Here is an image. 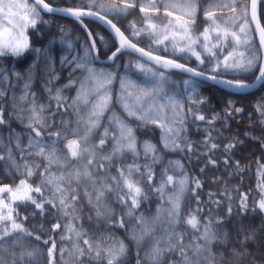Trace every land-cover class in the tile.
<instances>
[{
    "label": "snow or ice",
    "instance_id": "1",
    "mask_svg": "<svg viewBox=\"0 0 264 264\" xmlns=\"http://www.w3.org/2000/svg\"><path fill=\"white\" fill-rule=\"evenodd\" d=\"M67 2V0H65ZM240 0H230L229 7L232 16L229 17L230 22L238 31H230L222 29L217 23V16L211 9H205V18L211 22L212 26L205 27L204 31L196 36H193V27L196 17L197 6L195 0H184L183 5L176 3L164 5L166 15L171 17L172 12L167 11L169 7L181 8L185 16L190 20H183L181 17L175 18V23L169 22V25L164 26V31L168 32L169 26L176 27L179 31H171L168 35H163L161 38H154L152 43L155 45V50H160L163 46L165 52L168 51L166 41L172 42V55L183 58V55L190 53L203 64L201 52L196 51L199 46L201 51L215 56L213 48H220V43L231 42L235 47L241 45L247 47L250 43V33L256 32L259 35V44L264 48V24L257 14L258 0H250V4H245L237 13L235 4ZM136 6L135 0H77L74 7H56L46 0H0V57L11 55L12 57H20L27 50L31 49L27 30L36 28L38 22L47 23L42 20L41 12L55 14L64 13L68 17L74 18L82 26L87 35V40L84 42V54L74 56L71 60L67 57L61 58L62 64L74 65L73 73L79 70L82 77L73 80L64 88L76 87V96L68 103V98L62 95L63 89H55L54 94L52 89L49 91V100L56 101L57 112L67 111L71 108L76 116V128H64L61 131L47 133V142H45V133L51 127L48 123L50 116H45V112H50V106L37 102L35 93L30 91L32 73L26 75L23 94L20 95L19 101L22 104H27V109H17L16 98L12 97L13 110L15 118L29 130L27 136V144H23L24 133H16L10 130L8 135L7 154H0V160H7L11 167L20 171V174L25 177L21 179L15 187L10 185L0 186V197L4 194L8 195V200L0 198V253H7L8 249L4 247L9 239L15 236V239L10 241V246L15 248H26L30 250L21 251L17 254L11 252L10 264H22L27 259L29 264L39 255H43L38 247H32L29 238L33 233L24 227V224L18 222V213L14 215L15 209L12 204L16 202H30L36 209L43 213L46 206L50 205L62 213L63 216L69 217L73 221H78L80 217V208L77 205L81 198H86L88 205L94 211L97 221H112L115 216V210L109 207L104 201L112 194L116 193V203L128 209L124 215L108 224V227L125 228V219L136 221V226L132 229L131 239L135 242L137 248L144 246L146 241H149V246L141 258L137 255V264H141V259L146 261V264H165V258L175 254L176 260L169 261L168 264H216V254L212 251L214 243L221 241L222 237L216 231H213L210 224L203 228L199 236L193 237L192 240L185 243L184 235L175 232V227L180 221V212L182 201L185 197L186 190L189 185L187 175L175 177L168 175L169 169L176 171V168H183L179 161H169V166L161 173V182L158 186H153L154 170L153 165L161 162L162 157L160 149L150 141H144L138 145V140L135 135L134 128L128 121L121 116L113 113L108 118V126L104 128L103 133L98 143L88 145V141L93 134L102 126L101 118L106 111L110 110L112 103L111 85L116 78V74L105 69H97L93 66L95 53L98 52L96 47L97 40L104 42L105 37L97 34L93 36V32L84 24L86 17H95L102 21L112 33V38L118 43L115 51L112 52L109 60H114L119 53L125 50H130L139 53L141 58H146L150 62V67H145L144 64L137 63L135 67L144 74L143 83H138L127 78L120 80V94L117 97L122 105L127 117L135 119L141 125H155L161 130V142L163 147L168 150L175 151L177 149L188 151L192 150L191 144H182L184 139V102L178 97L175 91L169 90V80L166 75L168 69H179L182 72L190 74V79L183 81L184 90L189 92L188 99L193 104H201L204 102V97L199 100H194L193 97L197 94L196 77L204 76L203 72L197 71L196 68L188 67L187 64L178 63L176 59H168L164 56L153 55L152 51H145L136 43L132 42L129 36H126L124 31L113 23V19L108 16L118 18L126 15L128 11ZM156 9V0H150L148 6L141 5L140 11L144 13V27L137 29L135 22L129 25L132 29L131 37L137 38L142 33H147L151 37L159 35L157 25L150 18V10ZM63 31V29H62ZM210 33H215L217 43L209 46L211 36ZM230 38V41H229ZM183 42V47L179 43ZM68 47L72 45L69 43ZM36 53V59L33 61V68L39 67L41 60L47 61L46 67L51 64V57L48 55L47 49L35 48L32 49ZM259 57L256 55L248 56L245 52H229L224 57L223 61L217 63L211 69L216 73L221 65L225 70L233 71H250L254 67H258L259 75L256 76V81L264 82V63L258 64ZM163 69L158 70L157 69ZM127 67V66H126ZM17 79L20 78L19 73H14ZM71 75V74H70ZM58 78V77H54ZM208 79H217L216 75L206 77ZM9 81L7 72H0V125H6L8 121L4 119L5 108L2 106V100L5 96V90L2 85ZM222 83L229 85L232 88L247 89L252 87L251 84L241 79L223 80ZM48 83H51L49 80ZM231 105V101L229 102ZM86 110V111H85ZM237 113L242 110L234 109ZM257 110L261 116H264V105H258ZM192 111L191 107L188 109ZM55 115V113H52ZM195 119L204 121V115H196ZM27 121V123H24ZM65 123V122H62ZM83 130L84 135L80 136V131ZM67 135L77 136V139L69 140L66 149L69 155H64L56 148V143L60 139L66 138ZM210 138V136H209ZM208 138H206L207 140ZM112 141V148L108 152H104L106 143ZM14 148L20 155V161L17 162L13 153ZM2 143V140H0ZM216 144L211 145V149H215ZM234 145L226 146V149H231ZM36 149V151H33ZM130 153L133 158V163H126L116 170V175H110V170L113 166V161L116 158H122L125 154ZM143 158L147 163H139ZM36 156L46 161L43 165L35 162L29 163L27 157ZM149 157H151L149 159ZM65 163H61V160ZM86 163L72 167L69 161L85 160ZM210 163L215 164L214 160ZM228 163L227 160L224 161ZM53 165L57 171H53ZM43 166V171L40 172L41 180L39 184L33 187L28 183V180L35 174L34 170H38ZM239 168V162L236 164ZM65 169H71L65 171ZM104 175H100V172ZM260 182L257 187L261 192V199L257 202V207L264 211V164L258 169ZM87 183L88 186L81 192V185ZM75 185V186H74ZM143 185H147L148 191L155 192L162 201L157 206L156 213L152 217H146L143 214L134 216V213L139 209L141 203L148 199L147 192ZM196 188L201 187L200 181H195ZM171 186L172 191L169 193L168 188ZM50 191L51 195L47 198L44 196V191ZM194 191V190H193ZM38 194L40 199L37 200L33 194ZM213 195L212 193L209 194ZM218 203V202H217ZM167 205V206H165ZM241 207L247 208V195L241 196ZM231 211V209H229ZM24 220L27 217L23 218ZM92 217H89L91 220ZM192 229L199 228V221L195 215H189L185 221ZM66 230L72 234L69 239L74 238L79 241L83 237H88L89 233L79 228L75 224L66 225ZM61 228L59 223L53 225L52 231ZM161 231L163 234L157 236L156 232ZM127 231V229H126ZM66 237H61L64 240ZM250 237H246L249 239ZM37 242L44 245L51 244L47 249V264H55L54 253L56 251V241L49 240L41 241L39 235L35 236ZM29 241L27 245L22 242ZM81 247L79 243L73 245L70 250L72 253H79L76 258L87 255L90 259L95 260L98 264H124V257L128 251L124 241L113 235H102L101 238L91 241L89 238L83 239ZM66 249L61 248L60 253L63 254ZM234 256H241L245 253H240L233 250ZM222 258V254H221ZM0 264H9L7 260H0Z\"/></svg>",
    "mask_w": 264,
    "mask_h": 264
},
{
    "label": "trees",
    "instance_id": "2",
    "mask_svg": "<svg viewBox=\"0 0 264 264\" xmlns=\"http://www.w3.org/2000/svg\"><path fill=\"white\" fill-rule=\"evenodd\" d=\"M49 3L66 7L70 6L74 7L77 3V0H47ZM158 1V2H157ZM156 1V9L150 10V16L152 17H163L165 20L175 19L177 17H183L185 20H190L189 17L182 14L181 11L177 12L173 10V8L169 7L167 11L172 12V16L169 17L166 15V9L164 7L165 3H175L174 1L179 0H157ZM205 1V0H204ZM203 0H196V17L194 25H192L194 32L193 36L198 35L199 33L204 31L205 26H209L211 23L205 18V9L204 7L208 6V1L204 2ZM117 3H120V0H116ZM150 0H135L136 6L128 11L126 15L120 16L118 18H113L112 15L108 17L113 19V21L124 31V33L129 36L134 42L139 44L140 46L161 55L169 56L175 58L181 62L187 63L191 66H194L204 72L215 74L218 76H225L230 79H241L245 82L253 81L258 75V67L252 68L247 72H238L236 74H231L229 72H225L223 68L217 70L216 73L212 72L211 69L216 64L215 60L213 61L212 55H209L206 52H203L204 63L201 64L195 56L191 55L186 58L183 55V58H179L178 56H173L172 50H168L165 52L163 50V46H161L160 50H155V45H153L152 41L154 38H161L164 34V30L161 27L157 26L159 30V35L156 37H151L147 33H142L137 38L131 37L132 29L129 27L130 24L135 22L137 29L144 27V18L143 13L140 11L141 5L148 6ZM230 4V0H214V8L209 9L213 10L217 16V23H219V19H223L224 17H229V14H232L229 7H225V5ZM170 5V4H169ZM242 5V2L235 4V8H239ZM259 14L264 24V0H261L259 5ZM43 21L47 23L38 22L36 28L31 30V49L25 52L22 56L17 57L16 59L8 58V56L0 57V72H7L9 76V81L2 85L5 90V96L2 100V106L5 108L4 119L8 121L5 125H0V154H7L8 145V135L10 130H14L16 133H24L23 144H27L28 132L29 130L25 128L19 120L15 118V113L12 107L13 100L12 97L16 98L17 109L23 108L27 109V104H22L19 101L20 95L23 94L24 91V83L26 75L31 72V87L30 91L36 94L37 102L44 105H49L51 111L45 112V116H50L51 118L48 120V123L52 125L47 129L45 133V142H47V133H54L57 131H61L64 128L70 127L72 129L76 128V120L77 116L75 112L69 108L67 111L61 110L57 112L56 101L49 100V91L48 89H63L62 95L68 98V103H71V99L76 96V87L64 88L65 85L69 83L70 79H77L78 77H82V73L77 70L73 73L74 65L69 66L68 64H62L61 58L67 57L68 60H71L74 56L83 55L84 54V42L87 40V35L82 26L77 22L74 18L60 16V15H47L43 14ZM170 22V21H169ZM84 23L87 25L88 29L93 32V36L95 37L97 34L105 37L103 43L97 40V47L99 53L102 57L111 56L112 52L115 51L116 47H118V43L112 38V33L110 30L101 22L85 18ZM157 25V24H156ZM71 26V28H70ZM176 28V27H174ZM63 29V31H62ZM178 29V28H176ZM70 30V31H69ZM78 36V37H77ZM214 41L216 40V35L214 33ZM79 38V39H78ZM230 41V38H229ZM83 42V45L80 44ZM71 44L72 47L69 48L68 44ZM166 46L171 45L170 41H166ZM227 43L226 47L231 50L232 46L235 47L234 43ZM231 44V47H230ZM253 48L245 50L246 55H253V49L258 50V41L254 34V42L252 43ZM35 48H43L47 49L48 55L51 57V64L46 67L47 61L41 60L39 62V67L33 68V61L36 59V53L32 50ZM196 48L201 51V48L197 46ZM219 55V51H218ZM215 58V56H214ZM134 60L136 62L140 61L138 57L130 54V53H121L117 56L114 62H109L107 64L98 65L99 67H104L107 71L116 72L121 77L122 72L124 71L125 65L127 62ZM158 69V68H157ZM163 70V69H158ZM167 76L175 80V78L182 79L187 78L188 76L175 71L173 69L165 70ZM14 73H19L20 78L14 75ZM132 73L133 70H132ZM71 74V75H70ZM58 77V78H54ZM51 83H48V81ZM173 82V80H171ZM197 83V88L200 90L199 94L207 98V102L209 103V109H200L202 115L206 118H214V144L217 147L212 152L214 158L210 157L208 159H204L200 163L199 167V181L201 187L196 188L197 194L186 193L188 194L184 199V204L188 202L190 196L192 194L194 200H200L199 197L203 198L207 196L211 198V205H213L214 209L219 212V214L223 217H226L225 224L214 225V229H218L217 227H221V229L225 232H221L219 229L216 231L221 236H228L230 241L235 242L237 252H246L247 260L249 264H264V211H261L256 207L257 199L261 196V192L257 187L260 182V178H255L254 176L249 178H240L234 177L232 175H238L239 173H243L247 171V163L250 164L252 160L254 164H264V116H261L260 111L257 110L258 105H264V84L262 87L255 92H249L245 94H240L223 88L219 85L209 83L202 80L195 79ZM171 87L170 91H175L178 94L179 98H182L183 92L182 86L180 84L177 86L176 84L169 83ZM182 85V84H181ZM118 93L115 91L112 96V106L109 111L104 113V116L101 118V127L93 134L91 139L88 141V145H92L98 143L101 133H103L104 128L108 126V118L113 114H117L122 118L126 119L128 123L134 128L135 135L137 137L138 143L142 144L144 141H152L156 144L158 139L157 135H159V129L154 125L143 126L139 121L127 117V114L124 112L122 105L119 103L117 97ZM197 99V98H196ZM231 101V105L229 102ZM239 108L242 111L237 113L234 109ZM86 111V110H85ZM55 113V115H52ZM208 119L202 121V125H206ZM65 122V123H62ZM24 123H27L25 121ZM7 128V130H6ZM218 132H224L225 136L223 138H216ZM235 133V134H232ZM80 136L84 135L83 130L79 133ZM199 137V136H197ZM77 136L67 135L66 138L60 139L58 143H56V148L58 151H61L64 155H69L68 150L66 149V144L69 140L77 139ZM213 140V138H211ZM203 141L206 143L207 140ZM112 141H108L106 143V147L104 152H108L112 148ZM203 142H201L202 144ZM199 140L194 142L195 148V156L198 158L197 161L200 160L201 156H205L207 158L206 148L200 149L198 147ZM234 145L231 149H226L227 145ZM205 146V145H203ZM163 150V149H162ZM36 151V149H33ZM161 152V151H160ZM161 162L153 165V170L155 173L156 167L160 165H165V159L170 157V154L165 152ZM13 153L17 162L20 161V153L15 150L14 142H13ZM175 155H181V151H177L174 153ZM151 157H149L150 159ZM29 163L35 162L36 164L43 165L46 161H43L41 158L36 156L27 157ZM214 160L216 163L212 164L210 161ZM227 160L228 163L225 164L224 161ZM139 163H147V160L143 158V153H141V159L137 161ZM239 162V168H237L236 164ZM61 163H65L62 159ZM72 167H78L84 163L85 160H71L69 161ZM126 163H133V158L130 153L125 154L122 158H116L113 161V166L110 170V175H116V170L118 167ZM196 161H192L187 163L188 168L191 170L195 166ZM43 166L34 170L35 174L32 178L28 180V183L32 182V185L37 186L41 180L40 172H42ZM53 171H57L55 165H53ZM71 169H65L68 171ZM20 171H23L21 169ZM20 171L11 167L10 162L7 160H0V184L2 183H10L15 186L18 182V179H25L24 176L20 174ZM258 169L256 168V173ZM162 173V170H159V174ZM250 174V173H249ZM100 175H104V172H100ZM158 174L155 173V176ZM214 179V180H213ZM31 184V183H30ZM33 186V187H34ZM75 186V185H74ZM154 186V185H153ZM85 187H91L85 183L81 185V192ZM148 195V199L143 201L139 207V209L135 212L137 214L142 213H154L156 212L157 206L162 203L160 199L155 196V192L148 191L147 185H143ZM212 193L213 195H209ZM247 195V201H249V206L246 210L242 209H233L229 212V207L240 208L241 206V196ZM37 200L40 199L38 194H33ZM51 195L50 191H44L45 198ZM197 198V199H196ZM116 193H112L104 203L109 207L115 210V216L112 217V221H115L123 216V213L128 211L127 208L122 207L119 203H116ZM218 202V203H217ZM183 201L181 209L184 207ZM15 210L24 214L27 217L26 220H23L22 223L24 227L29 231H34L33 236L29 238L30 244L32 247H38L43 255H39L32 264H47V249L51 247V244L44 245L41 242H37L35 240V236L38 235V231L44 232L45 237L54 239L56 241V251L54 253L55 262L58 261L61 264H98L97 261L90 259L87 255L80 257L79 253H72L70 250L73 245L79 243L81 247H85L83 245V239L89 238L91 241L101 238L102 235H113L115 237H121L124 243L127 245L128 251L127 255L124 258V264H137V255L141 258V252H137L135 248V242L131 239L130 229L126 227L120 228L116 227H108V224L112 221H97L95 217L94 211L90 208L87 203L86 198H81L80 203L77 205L80 208V219L78 221H73L69 217H65L60 213L57 208H54L50 205L46 206L41 213L40 210L36 209L34 205L30 202L20 203L17 202L14 205ZM253 207V208H251ZM188 210L191 211V206L188 207ZM149 217V215H144ZM89 217H92L89 220ZM181 217L180 219H182ZM223 222V221H222ZM59 223L61 228L52 231L53 225ZM75 224L77 228L81 225L83 229H85L88 233V237H83L79 241H76L74 238L69 239L72 234L66 230V225ZM180 230L185 228V225L179 221V223L175 227ZM127 229V231H126ZM215 231V230H214ZM55 236V237H53ZM66 237L64 240H61V237ZM186 240H190V237L187 234H184ZM246 237H250L246 239ZM13 236L9 239V242L4 245L8 249L7 253H0V260L11 261L10 253L15 251L19 254L21 251H26L30 249L26 248H15L13 249L10 246V241L15 239ZM44 239H41L43 241ZM225 240L222 239L213 244L212 251L216 254V264H234L235 260H237L240 264H244L243 258L241 256H234L233 248H231L230 242H223ZM29 241L22 242L27 245ZM150 243V242H149ZM148 242H145L143 247L149 246ZM66 249L63 254V258L61 257L60 249ZM222 254V258H221ZM177 256L174 254L169 255L165 258V264H168L169 261L176 260ZM22 264H29V261L25 259ZM141 264H146V261L141 259Z\"/></svg>",
    "mask_w": 264,
    "mask_h": 264
},
{
    "label": "rangeland",
    "instance_id": "3",
    "mask_svg": "<svg viewBox=\"0 0 264 264\" xmlns=\"http://www.w3.org/2000/svg\"><path fill=\"white\" fill-rule=\"evenodd\" d=\"M29 2H31V0H29ZM174 2L176 4L183 5L184 0H179L178 2L177 1H174ZM240 2H242V5L239 8H236L237 13L240 12V10L243 8V6L245 4H250V0H240ZM195 3H196V0H195ZM169 4H173V3H170V2L169 3H165V5H169ZM210 4L213 6L212 8H214V5H213L214 4V0H209L208 4H207L208 6H206L204 8L208 9ZM66 7H71V5L70 6H66ZM173 10H175L177 12L181 11V13L184 14V11L181 8H175ZM41 16L43 18V13L42 12H41ZM231 16H232V14H229V17H231ZM229 17H224L223 19H219V24H220L221 28L222 29H228L230 31H238V29L236 27H234L230 22L226 23V21L229 20ZM143 18H144V13H143ZM150 18H151L153 23H155V24H157V26L161 27L160 31L162 29H164L165 25H169V21H172L173 23H175V19H173V20L172 19L165 20L163 17L161 18V17H152V16H150ZM181 18L183 20H185L182 16H181ZM143 22H144V20H143ZM209 24H210L209 26H212L211 23H209ZM209 26H207V27H209ZM70 28H71V26H70ZM32 29L33 28H29L27 30V33H26L27 36L29 37L30 44H31V39H32V36H31L30 32H31ZM157 30H159V29H157ZM171 31H179V29H176V28H174V27H172L170 25L168 32L164 31L163 34L164 35H168V34H170ZM193 32H194V30H193ZM210 36H211V40H210L209 46H211L212 44H216L217 43V37H216V40L214 41V37H213L214 33H210ZM250 40H251V43L247 47L241 45L237 50H235L236 48H234V46H232V48L230 50L229 48L226 47L227 43L222 41L220 43V48L219 49H217V48H213L212 49V51L215 53V58H214V56H212V58H213L212 60L213 61L215 60V62L217 63V61H223L224 57L227 56L229 54V52H245V50H247V49L248 50L252 49L253 48L252 43L254 42V32L250 33ZM80 44L83 45V42H80ZM179 46L183 47L184 46L183 42H180ZM230 47H231V44H230ZM167 48H168L169 51L172 50V42H171V45L167 44ZM258 50L260 51L261 54H259L257 49H253V55H256V56L259 57V60H258V64H259V63H263V54H262V49H261L259 43H258ZM196 51L201 52V59L204 60L203 52L199 51L198 48H196ZM218 51H219V55H218ZM184 56H186V58H187L188 56H190V53H186V54H184ZM8 58L16 59L17 57H12L11 55H9ZM130 63L131 64H129V62H127L126 64L124 63L125 68H124V71L122 72V76L121 77L116 72V78L113 80V83L110 86L111 87L112 96H113L115 91L118 93V95L120 94V80H121V78H127L128 80H132V81H135V82H138V83H143L144 74L141 73L140 70L135 67V65L137 63L144 64L145 67H150L151 66L150 63H148V62H146L144 60H140L138 62L132 60ZM96 64L97 63L93 60V66L95 68H97V69H105L104 67H99L98 66V65H102V64H98V65H96ZM221 67L223 68L222 65H221ZM157 68H158V66H157ZM132 70H133L134 73H132ZM223 70L225 72H229L231 74H236L238 72H241V71L225 70L224 68H223ZM166 75H167V73H166ZM221 77L224 80H233V79H230V78L225 77V76H221ZM188 79H190V78L189 77L182 78V79L175 78V80H174V79L168 77L169 83L176 84L178 86L180 84V81H181V84H182V85L180 84V87L182 86L181 92H183L181 100L184 102V106H185L184 107V115H185L184 132L182 133L184 139L182 141V144H189L190 143L191 146H192V150L188 151L186 148L183 151L179 150V149H177L175 151L165 149L163 147L162 142H161V134H162L161 130H160L159 127H157L159 129V131H158L159 135H157L158 139H157L155 145L157 146V148L160 149V151L162 153H164L163 150L165 152L169 153L170 157L165 159V165H162V166L160 165L159 167L154 168L155 169V173L158 174V175L154 176L153 185H154V187L158 186L159 183L161 182V178L162 177H161V174H159V170L163 171L165 168H167L169 166V161H173V162L179 161V163L181 165H183V168L182 169L176 168V171H172L171 169H169L168 175H173L175 177H178L180 175H187V177L189 178V185H188V189L186 190V193L194 192V194H197V191L195 190L194 186H195V181L199 180V178H200L199 170H198L199 167H200V163L204 159H208L210 157L214 158V156L212 154L214 149H211V146H207V145L214 144V131H213L214 130V118H206L205 117V120L208 119L207 120L208 123L206 125H202V123H201L202 121L195 119L196 115H202V113L200 112L201 108H203V109L208 108L209 109V107H208L209 103L207 102V98H205L204 102L201 103V104H193L192 101L188 99V96L190 95V93L185 91L184 90V86H183V81L188 80ZM171 80H173V82ZM169 86H170V84H169ZM170 89H171V87H169V90ZM198 91L200 92V90L197 88V94L193 97L194 100H199L200 97H204V96H201ZM111 106H112V103H111ZM111 106H110V108H111ZM189 107H191V109H192L191 112L188 111ZM6 130H7V128H6ZM232 134H235V133H232ZM197 136H199V137H197ZM209 136H210V138H209ZM224 136H225L224 132H218L216 138H223ZM203 138H204V140H206V138H208L206 143L203 141ZM211 138H213V140ZM137 140H139V138ZM196 140L197 141L199 140L198 147L200 149L204 150L206 148V146H207L206 152H205L207 154V158L205 156H201L199 161H197L198 158H196V156H195L196 154H195L194 142ZM150 142L153 143L152 141H150ZM201 142H203V143L201 144ZM138 145H139V143H138ZM203 145H205V146H203ZM177 151H181V155H179V156L175 155L174 153H177ZM161 152H159V154H160V156L162 158H164V156H163V154ZM192 161H196V163H195V166L190 170L188 168V166H187V163L192 162ZM260 165H261L260 163L255 165L254 162L251 160L250 164L247 163V167H248L247 171H245L243 173H239L238 175H232V176L240 177V178H249V177L254 176L255 178H257V177L260 178L258 176V171L256 173H253V172H255L256 168L257 169L260 168ZM19 181L20 180L18 179L17 184H19ZM30 183L32 184V182H30ZM2 184H10V183H2ZM15 186H13V187H15ZM171 191H172V188H171V186H169L168 192L170 193ZM194 194H192L190 196V198H189L188 202L186 203V205L184 204V199H185V197L188 194H185V197L183 199L184 207L181 209V212H180V218L183 217L182 219H180V221H181V223H183L185 225V228L181 229V231L175 228L174 229L175 232L176 233H181L183 235L187 234V236L190 237V240H192L193 237L199 236L200 232L203 231V228L206 225L210 224L212 226L213 231L214 230L218 231V229H219L221 232L225 233L221 229V227H219V226L217 227L218 229H214V227H216V226H214L215 224L216 225L225 224L226 217L221 216L219 214V212L214 209L213 205H211V200L212 199L208 198L207 196H205L203 198L199 197L200 200H198V201L197 200L196 201H191V200H194V198H193ZM244 195H245V193H244ZM155 196L159 199V197H158V195L156 193H155ZM0 198H4L6 200V202H7L8 195L4 194L3 197H0ZM260 199H261V196H259V198L257 199V202ZM14 205H15V203L12 204L13 208L15 207ZM165 206H167V205H165ZM189 206H191V211L188 210ZM248 206H249V201H247V208H248ZM256 207H257V203H256ZM247 208H242L241 206H240V208H235V207H232V206L229 207V209H231V211L233 209L246 210ZM251 208H253V207H251ZM231 211H229V212H231ZM17 213H18V216H19L18 222L22 223V221L24 220L23 218L25 217V215L21 214V212H19L18 210H15L14 215H16ZM155 213L156 212L151 213V214L145 213L143 215H149V217H152L153 215H155ZM141 214L142 213H139V214L134 213V216L138 217ZM123 215H124V213H123ZM189 215H195L197 217V219L199 221V228L198 229H192V227L185 222L186 219L189 217ZM125 224H126V227L130 229V234L132 236V229H133L134 226H136L135 219H133V220L125 219ZM136 228H137V231H138L139 230L138 226H136ZM37 231H38V235L41 237V239H44V240L48 239V237H45V233L44 232L42 233L39 230H37ZM32 232H34V231H32ZM162 234L163 233L161 231H159V230L156 232L157 236L162 235ZM53 237H55V236H53ZM221 237H222V239L225 238V240L223 241L225 244H226V242H230V244H231L230 250H232V248H233V250L236 249L235 242L230 241L228 236L225 237L224 235H222ZM119 238L121 239V237H119ZM184 240H185V243L190 241V240H186L185 237H184ZM92 241H94V240H92ZM146 242L149 243V241H146ZM135 248H136L137 252H141L142 257H144V253H145V251L147 250L148 247H141V248L138 249L136 244H135ZM241 253H245L244 255L241 256L243 258L244 264H249L248 260H247L246 252H241ZM126 255H127V253H126ZM55 264H61V263L56 261ZM234 264H240V263L237 260H235Z\"/></svg>",
    "mask_w": 264,
    "mask_h": 264
},
{
    "label": "water",
    "instance_id": "4",
    "mask_svg": "<svg viewBox=\"0 0 264 264\" xmlns=\"http://www.w3.org/2000/svg\"><path fill=\"white\" fill-rule=\"evenodd\" d=\"M46 2H47V1H46ZM260 2H261V0H258L257 14H258L259 17H260V14H259V5H260ZM53 6H55V5H53ZM56 7H59V6H56ZM61 8H64V7H61ZM43 13H45V12H43ZM45 14H48V15H60V16H66V17H68V16H67L66 14H64V13H55V14L45 13ZM86 18H90V19H93V20L99 21V20H97L95 17H86ZM109 19H110V18H109ZM260 19H261V18H260ZM99 22L103 23L102 21H99ZM113 23H114V22H113ZM261 23H262V21H261ZM84 24H85V23H84ZM103 24H104V23H103ZM104 25H105V24H104ZM105 26L107 27V25H105ZM107 28H108V27H107ZM108 29H109V28H108ZM121 30H122V29H121ZM110 32H111V31H110ZM255 34H256V37H257L258 42H259V35H258V33H256V32H255ZM125 35H126V34H125ZM126 36H127V35H126ZM132 42L135 43L134 41H132ZM136 44H137V43H136ZM259 45H260V44H259ZM137 46L140 47V48H144V47H142V46H140V45H138V44H137ZM96 47H97V45H96ZM97 49H98V48H97ZM144 49H145V48H144ZM261 49H262L263 63H264V48H261ZM145 51H149V50L145 49ZM124 52L134 54V55H136V56H138V57L141 58V56H140L139 53H136V52H133V51H130V50H125V51H122L121 53H124ZM121 53H119V54H121ZM119 54H118V55H119ZM94 55H95V59H94V61H95L97 64H105V63H109V62H114V60L117 58V57H116L114 60H109L108 58H104V57L100 56V54H99V50H98V52L95 53ZM118 55H117V56H118ZM153 55L164 56V55L156 54V53H154V52H153ZM164 57H166V58H168V59H173V58L168 57V56H164ZM141 59H143V60L146 61V58H141ZM146 62H147V61H146ZM177 62H178V63L185 64V63H183V62H181V61H178V60H177ZM148 63H150V62H148ZM187 66H188V67L195 68V67H193V66H191V65H189V64H187ZM196 69H197V68H196ZM173 70L178 71V72H180V73H183V74H186V75L190 76V74L185 73V72H182V71L179 70V69H173ZM197 71L203 72V71H201V70H199V69H197ZM203 73L205 74L204 76L196 77V79L203 80V81H206V82H209V83H213V84L219 85V86H221V87H223V88H226V89H228V90H231V91H233V92L240 93V94H245V93H249V92H255V91H258V90L262 87V85L264 84V82H262V81H256V79H255L254 81L247 82V83L251 84L252 87L247 88V89H237V88H232V87H230L229 85H227V84H225V83H222L221 81L224 80L222 77H219V76L216 75V76H217V79H215V80H213V79H208V78H206V77L213 76V74H209V73H206V72H203ZM3 185H10V184H0V186H3ZM10 186H11V185H10Z\"/></svg>",
    "mask_w": 264,
    "mask_h": 264
}]
</instances>
